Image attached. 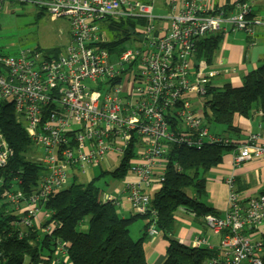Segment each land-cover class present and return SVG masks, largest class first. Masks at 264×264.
Returning <instances> with one entry per match:
<instances>
[{
	"label": "built area",
	"instance_id": "built-area-1",
	"mask_svg": "<svg viewBox=\"0 0 264 264\" xmlns=\"http://www.w3.org/2000/svg\"><path fill=\"white\" fill-rule=\"evenodd\" d=\"M13 1L44 7L52 20L65 19L69 27L59 55L40 47L0 55V103H12L15 120L32 142V158L44 168L31 192L13 184L3 193L18 212L20 236H27L26 230L52 232L55 223L48 222L46 202L108 153L131 151V177L102 200L115 203L120 214L127 212L124 203L129 214H150L149 236L159 234L151 198L165 179L172 146L232 145L234 167L264 158L258 134L235 142L203 111L208 82L237 68L195 59L197 42L208 34L254 35L256 27H264V16H252V4L236 3L226 11L209 0H0V13ZM109 18L139 20L136 33L119 51L104 45ZM11 157L0 132V171ZM225 182L229 209L223 216L203 218L220 236L219 254L211 263L264 264V238L253 239L264 225V193L238 191L233 175ZM191 245L210 248L205 237L194 238ZM64 246L58 245L60 258L51 264L67 263Z\"/></svg>",
	"mask_w": 264,
	"mask_h": 264
},
{
	"label": "trees",
	"instance_id": "trees-1",
	"mask_svg": "<svg viewBox=\"0 0 264 264\" xmlns=\"http://www.w3.org/2000/svg\"><path fill=\"white\" fill-rule=\"evenodd\" d=\"M224 8L231 11L234 7ZM138 21L109 18L104 27L109 41L104 45L109 50L119 51L118 47L136 33ZM222 39L223 35L218 33L201 38L197 42L195 59L212 64ZM45 51L59 55L62 48L52 47ZM202 103L207 119L216 123L233 140L229 134L238 132L234 126L236 113L250 117L257 111L264 117V57L259 66L246 74L238 85L229 82L219 84L213 80L208 82ZM0 132L12 152L8 165L0 171V264H51L55 257L60 258L56 251L62 243L67 252L66 264H147L144 240L151 215L120 214L115 203L102 200L105 191L97 185L98 178L106 174L114 178L123 177L129 168L131 151L123 155L119 167L113 172L103 170L101 176L88 182H80L74 177L65 188L53 193L44 206L51 212L48 222L55 223L52 232L26 230L28 235L20 236L18 212L3 193L13 184H17L15 188L23 193L31 192L44 174V168L33 160L29 134L15 120L13 105L9 101L0 103ZM233 150L232 145L221 144H208L200 149L171 147L165 179L151 198L158 235L169 243L163 264H212V259L219 254L217 249L207 246L180 243L171 234L175 225L174 212L179 207L203 218L215 213L204 200L206 179L209 171L221 164L224 155ZM140 218L146 221L145 231L143 236L135 239L130 234V226ZM57 263L63 264L61 261Z\"/></svg>",
	"mask_w": 264,
	"mask_h": 264
},
{
	"label": "crops",
	"instance_id": "crops-1",
	"mask_svg": "<svg viewBox=\"0 0 264 264\" xmlns=\"http://www.w3.org/2000/svg\"><path fill=\"white\" fill-rule=\"evenodd\" d=\"M158 1L159 4H168L170 2V0ZM238 1L239 0H209L213 7H227L228 9L234 7ZM250 3L252 4V16L263 17L264 0H251ZM157 13L161 12L158 10ZM67 29V39L64 40V43L61 46L62 49L69 39V27ZM263 57L264 27H256L254 35H248L242 31L229 33L226 36H223L219 48L215 53L212 65L233 66L236 67L237 70L229 75L217 77L213 81L219 84L229 82L238 85L246 74L259 66ZM234 126L238 128V132H231L229 136H231L235 142L244 141L249 134H258L261 138L260 140H264V117L257 111L252 113L250 117H245L236 113L234 115ZM101 162L106 164L105 170L110 173L119 167L118 165V167L110 168L111 163L108 156L103 158ZM101 162L99 163L100 166ZM90 171H92L91 167L85 175H89ZM230 175L235 177V184L238 191L247 194L248 196H257L264 193V158L250 160L239 167H234L233 154L230 152L224 155L221 164L209 171L205 184L206 194L204 200L208 206L213 208L215 211L214 214L220 216H223L229 209V187L226 184L225 179ZM79 176L81 175H78L77 178ZM157 189H155V191ZM112 192L114 193L116 191L113 190ZM124 204L127 208V212L122 215L128 216L129 207L127 206L128 204ZM174 218L175 225L171 234L172 238L178 240L180 243L189 245L194 238L205 237L208 239L210 248L217 249L218 251L220 250V236L215 234L212 230L211 233H209L207 230L209 226L204 222L203 217L196 216L184 207H179L174 212ZM145 224L146 221L144 220V225L137 224L134 227L130 226L131 236L135 239L143 236ZM263 238L264 225H260L253 235V239ZM168 245V241L161 235L149 236L147 234L144 240L147 264H163L167 258L166 250Z\"/></svg>",
	"mask_w": 264,
	"mask_h": 264
},
{
	"label": "rangeland",
	"instance_id": "rangeland-1",
	"mask_svg": "<svg viewBox=\"0 0 264 264\" xmlns=\"http://www.w3.org/2000/svg\"><path fill=\"white\" fill-rule=\"evenodd\" d=\"M67 28L68 22L65 19L52 20L46 10L32 2H9L6 11L0 13V55L16 56L23 48L61 47L67 39ZM107 156L110 159V168H115L121 162L123 154L108 153ZM91 168L89 175L78 177L80 182H87L101 176L106 164L101 162V166L95 164ZM128 177H131L129 169L120 178L106 174L98 178L97 185L105 192L120 191ZM137 224L144 225V219L136 220L131 226L134 227ZM207 230L211 233V229Z\"/></svg>",
	"mask_w": 264,
	"mask_h": 264
}]
</instances>
